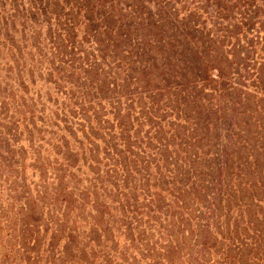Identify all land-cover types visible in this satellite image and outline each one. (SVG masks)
Segmentation results:
<instances>
[{
    "label": "trees",
    "instance_id": "obj_1",
    "mask_svg": "<svg viewBox=\"0 0 264 264\" xmlns=\"http://www.w3.org/2000/svg\"><path fill=\"white\" fill-rule=\"evenodd\" d=\"M0 50L14 74L0 109L57 107L92 166L91 186L57 190L76 202L64 244L92 262L94 233L113 242L116 225L146 264H264V0H0ZM101 187L88 222L80 200Z\"/></svg>",
    "mask_w": 264,
    "mask_h": 264
},
{
    "label": "rangeland",
    "instance_id": "obj_2",
    "mask_svg": "<svg viewBox=\"0 0 264 264\" xmlns=\"http://www.w3.org/2000/svg\"><path fill=\"white\" fill-rule=\"evenodd\" d=\"M4 55L5 51L0 50V58ZM37 70L41 74L40 78H43L46 72L43 68H34V72ZM5 73V66L0 64V102H5L2 95L14 93L9 86L14 74ZM41 81L42 79L36 80L32 86L39 89L43 97L50 94L57 105V102H60L57 101V94L52 93L50 84ZM27 90L30 91V87L27 86ZM30 99V96H21L14 99L19 102L18 108L5 107V112L0 109V254L8 248L11 250L8 258L0 257V264H146L139 260L136 251L122 254L127 245L124 241L127 232L117 230L116 225L110 231L106 230L107 236L115 234L113 242H100L101 239H96L97 232L94 233L95 241H99V247L105 253L92 262L88 260L89 247L79 250L82 247L78 246L77 251H74L71 245L64 244L66 230H62L63 225L78 226V221L73 217L75 212L70 213L67 210L75 206V198L71 197L68 191H64L66 193L64 198L68 202L64 207L65 199L60 200L61 196H57V190L64 185L68 187L77 185L78 188L91 186L92 166L82 162L87 153L80 152L81 149L73 142L72 135L65 133L62 137L64 133L57 131V107L42 102L44 111L33 112L34 114L30 115L26 112L32 108L31 104L35 110L41 104L34 102V97L33 100ZM68 123L72 124L73 130L74 120ZM75 140H79L78 134ZM59 143L65 144L67 149L60 148ZM82 148L86 149L87 146L83 145ZM98 149L100 151L101 144H98ZM72 164H74L72 167L67 166ZM101 175L100 172L99 179H105V176ZM16 185L24 189L18 191V187L14 190ZM102 191V187L98 191L91 190L88 197L83 195L80 200L83 216L88 222L90 216L94 215V212L88 209V205L100 202L102 199L94 197L99 196ZM93 199L96 200L94 203L91 202ZM4 219L7 223L3 222ZM58 219L67 223L62 225ZM116 219L117 216L113 218L114 221ZM73 222L75 225L71 224ZM117 223L116 221L115 224ZM87 229L88 225L81 224L79 227L80 235L76 237L79 245L85 243L80 236L85 234L91 236L92 232L87 233ZM20 245L31 249L34 258L29 260L24 258L25 256L17 250ZM63 248L64 253L58 255ZM97 249L99 248H90L94 258ZM158 253L160 252H155L154 258L160 256Z\"/></svg>",
    "mask_w": 264,
    "mask_h": 264
}]
</instances>
